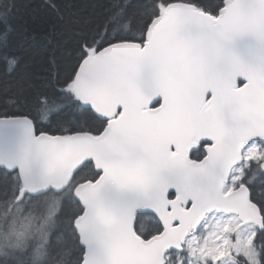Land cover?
Instances as JSON below:
<instances>
[{
	"label": "snow or ice",
	"instance_id": "1",
	"mask_svg": "<svg viewBox=\"0 0 264 264\" xmlns=\"http://www.w3.org/2000/svg\"><path fill=\"white\" fill-rule=\"evenodd\" d=\"M42 7L64 20L57 0ZM70 15L76 52L58 59L52 33L39 43L27 19L0 12V47L17 56L6 63L51 66L0 78V208L13 226L47 205L56 221L41 232L43 264H141L132 254L169 227L150 206L163 198L167 213L199 217L155 264H264V0H80ZM177 118L197 129L190 146L168 127ZM229 148L239 160L210 183L201 173ZM202 196L230 206L202 208ZM201 232L224 255H204ZM0 264H29L28 251Z\"/></svg>",
	"mask_w": 264,
	"mask_h": 264
},
{
	"label": "trees",
	"instance_id": "2",
	"mask_svg": "<svg viewBox=\"0 0 264 264\" xmlns=\"http://www.w3.org/2000/svg\"><path fill=\"white\" fill-rule=\"evenodd\" d=\"M61 11L64 12V20L60 21L56 19V13L47 7H42V0H0V12L7 11L8 14L12 17H19L17 20V24L22 25L24 19H27V28L29 33L35 31L37 33V42L44 43L41 39L43 36L52 33L53 40L52 44L49 45L50 48H56V55L59 59L63 56V54L72 49L74 53L76 52V38L72 35V32L76 31L75 25L72 21L75 19L74 16L70 15L77 11L80 6V0H57ZM68 3H72V8H67L66 5ZM32 9H37V11H32ZM55 26V27H53ZM123 31V27L121 28ZM18 35V33H17ZM67 41L65 44L64 42ZM4 39L3 36L0 35V46H3ZM14 46H9L7 48L0 47V78L4 80L9 79L7 76L8 67H12L13 76L19 74L23 71L39 73L42 76H46L48 72L51 71V66L46 61H41L40 58H37L34 61L30 68L24 69L21 65L17 67L16 65H9L6 61L16 60L17 56L13 51ZM20 55L24 56L27 59V53H20ZM63 63V61H62ZM47 206V205H45ZM41 212L35 211L29 213L28 210H25L21 219L24 217H29L30 215L41 216ZM7 220V222H6ZM11 217L7 216L2 208H0V232L6 231L11 223ZM39 249L40 246H34ZM33 247V248H34ZM46 247V246H45ZM8 253V256H7ZM24 252L22 249H17L16 251H7L4 253H0V260L9 259L12 256H21ZM38 252H36L37 254ZM32 255V256H31ZM47 255V248H46ZM29 256V264L32 262V257L34 258V254H32V250L28 251ZM43 264V262L41 263Z\"/></svg>",
	"mask_w": 264,
	"mask_h": 264
},
{
	"label": "water",
	"instance_id": "3",
	"mask_svg": "<svg viewBox=\"0 0 264 264\" xmlns=\"http://www.w3.org/2000/svg\"><path fill=\"white\" fill-rule=\"evenodd\" d=\"M131 103H136L135 97L131 98ZM168 127L170 128V130L174 131L178 136L182 138L185 147L191 145L197 133L195 125L191 123H184L179 118L172 120ZM87 154V148H82L79 151L67 153L65 158L69 164H74ZM239 158V153L234 148H229L227 150L218 152L216 155L214 167L212 169L204 170L201 174L206 176L210 183H214L217 177H223L224 175H226L227 171L232 168V166L236 161L239 160ZM238 199H240L242 202L241 211L245 215V218L258 219L256 210L251 205H247L246 201H244L242 197ZM218 205L223 207L230 206L228 201L217 200L212 196H202V208L215 207ZM150 206H154L156 208L158 214L162 216L165 223L168 224L169 227L166 231L165 236L160 238L161 242L159 245H155L153 248L147 251H138L132 254L137 260L141 261V264H155L158 251L163 247L180 242L187 234L188 230L197 222L199 217L198 212L185 213L176 209H174L172 213H167L164 210L165 202L163 198L158 199L157 201H155V203L150 204ZM176 216H180L183 223L179 228L173 229L170 227V223L171 220ZM120 255H128V253H121Z\"/></svg>",
	"mask_w": 264,
	"mask_h": 264
},
{
	"label": "rangeland",
	"instance_id": "4",
	"mask_svg": "<svg viewBox=\"0 0 264 264\" xmlns=\"http://www.w3.org/2000/svg\"><path fill=\"white\" fill-rule=\"evenodd\" d=\"M249 157H252L254 154L250 150L247 154ZM41 216L30 215L28 219H18L13 226L12 221L6 231L0 232V253H4L7 251H16L17 249H22L23 252L32 250V254H34V258L32 257L31 264H41L44 262L46 258V242L41 239L42 230H46L51 224H54L56 221V216L53 214L51 219H48V207L43 205L41 210ZM220 219L219 215L209 220L210 225H215L216 222ZM227 231H231L232 229H226ZM209 231L211 229L209 228ZM221 236L216 237L218 242L221 241ZM197 238L201 241V252L204 255H207L208 250L214 251V255L218 258L219 256L224 255L223 251H220V243H217L215 249L211 247V240L209 239V235L207 232H201L197 234ZM250 240V238H249ZM208 241V246H203V242ZM222 243L224 245H228L229 241L226 237L223 238ZM41 248L38 251L37 247ZM34 247V248H33ZM36 252H38L36 254ZM8 256V253H7ZM32 256V255H31Z\"/></svg>",
	"mask_w": 264,
	"mask_h": 264
}]
</instances>
